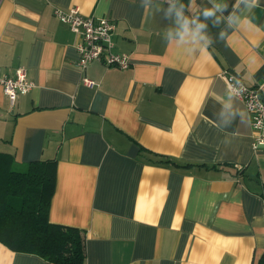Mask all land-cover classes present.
<instances>
[{
  "label": "crops",
  "instance_id": "1",
  "mask_svg": "<svg viewBox=\"0 0 264 264\" xmlns=\"http://www.w3.org/2000/svg\"><path fill=\"white\" fill-rule=\"evenodd\" d=\"M144 2L0 0V72L23 67L33 83L12 105L0 87V152L23 169L55 160L48 218L82 230L83 264H257L264 145L251 147L249 114L221 72L264 96V0H215L239 22L206 21L214 43L193 56L165 39L170 0ZM72 6L113 20L114 51L129 55L127 68L88 63L92 87L76 65L79 35L53 14ZM0 264L55 263L0 243Z\"/></svg>",
  "mask_w": 264,
  "mask_h": 264
},
{
  "label": "trees",
  "instance_id": "2",
  "mask_svg": "<svg viewBox=\"0 0 264 264\" xmlns=\"http://www.w3.org/2000/svg\"><path fill=\"white\" fill-rule=\"evenodd\" d=\"M12 163L11 155L0 152V243L55 264H83L82 230L48 218L55 160L30 161L23 170ZM257 264H264V252Z\"/></svg>",
  "mask_w": 264,
  "mask_h": 264
},
{
  "label": "built area",
  "instance_id": "3",
  "mask_svg": "<svg viewBox=\"0 0 264 264\" xmlns=\"http://www.w3.org/2000/svg\"><path fill=\"white\" fill-rule=\"evenodd\" d=\"M53 14L62 22L66 23L70 30L79 35L76 45L78 59L76 65L84 72L88 63L98 60L105 66L127 68L130 64L129 55L125 52L114 51L115 22L107 17H96L84 15L77 6L62 9L55 7ZM221 76L229 86H235V80H240L233 72L224 70ZM83 84L92 87L97 84L94 79L82 74ZM243 91L237 96L244 105L250 117L251 125V147L256 150L264 145V96L262 85L249 87L240 80ZM33 83L28 79L26 69L17 67L12 74L0 72V87L6 95L9 104H13L18 94L28 92Z\"/></svg>",
  "mask_w": 264,
  "mask_h": 264
},
{
  "label": "clouds",
  "instance_id": "4",
  "mask_svg": "<svg viewBox=\"0 0 264 264\" xmlns=\"http://www.w3.org/2000/svg\"><path fill=\"white\" fill-rule=\"evenodd\" d=\"M212 7L204 8L202 12L193 13V9L197 7L196 0H189L188 5H184L179 0H170L166 9H161L164 12L166 19H172L174 17L175 28H169L165 33V39L169 46H174L178 50L188 56H193L197 52L203 53L207 48L214 43L213 39L208 35L206 29L208 27L206 21L212 20L214 27H219L222 20L226 21L228 27L239 22V17L235 13H229L227 17H224V12L227 11L228 6L226 4L216 3L215 0H209ZM144 6L147 7V3L142 0ZM258 0H237V4L234 8L243 4L245 8L251 10L256 7ZM192 13L186 15L185 13ZM217 13H220L218 16ZM203 16V20H201ZM226 38V32L221 29L217 37V41H224ZM243 91V86L240 80H235V86H229V97L239 96ZM226 109L231 108V104H225ZM236 113H232L234 116Z\"/></svg>",
  "mask_w": 264,
  "mask_h": 264
},
{
  "label": "rangeland",
  "instance_id": "5",
  "mask_svg": "<svg viewBox=\"0 0 264 264\" xmlns=\"http://www.w3.org/2000/svg\"><path fill=\"white\" fill-rule=\"evenodd\" d=\"M12 169H16V170H23V167L19 166V165H12Z\"/></svg>",
  "mask_w": 264,
  "mask_h": 264
}]
</instances>
